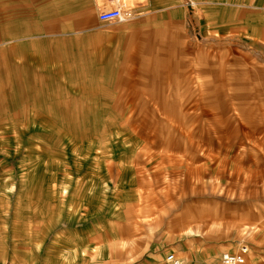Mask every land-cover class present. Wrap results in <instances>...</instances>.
Masks as SVG:
<instances>
[{
  "label": "rangeland",
  "instance_id": "374dc122",
  "mask_svg": "<svg viewBox=\"0 0 264 264\" xmlns=\"http://www.w3.org/2000/svg\"><path fill=\"white\" fill-rule=\"evenodd\" d=\"M262 3L223 8L251 32L138 42L70 0H0V264H217L242 245L264 264ZM187 207L205 216L171 225Z\"/></svg>",
  "mask_w": 264,
  "mask_h": 264
},
{
  "label": "crops",
  "instance_id": "0c3cea01",
  "mask_svg": "<svg viewBox=\"0 0 264 264\" xmlns=\"http://www.w3.org/2000/svg\"><path fill=\"white\" fill-rule=\"evenodd\" d=\"M75 5V16L88 15L95 18L97 22H103L99 19L101 11L120 7L131 15L132 24H128L125 29L129 36L136 39L142 34V38L138 42H148L146 39L150 33H154L159 29L156 26L163 24H184L189 25L192 22L198 29L204 33L214 31L217 33H241L253 31L254 20L252 15H226L223 8L247 10L251 6L264 4V0H116L112 3L109 0H85L86 12H77V0H70ZM264 16V14H262ZM127 21V20H126ZM125 22V21H122ZM264 25V20L262 21ZM78 29V28H77ZM161 29L160 31H163ZM69 33L87 32L94 33L93 29L85 30H69ZM20 36H24L23 34ZM8 37V36H7ZM128 37V36H127ZM128 39H133L129 37ZM135 41V40H134ZM129 47V45H127ZM137 48H150L152 45H135ZM159 73V69L154 71ZM171 225H177L176 223ZM173 251V250H171ZM170 252V251H169ZM175 252V251H173ZM176 253V252H175ZM215 258L218 250L215 248L211 252ZM220 260V258H219ZM218 260V262H219ZM185 261V260H184ZM217 262V264H218ZM186 264H211L203 261L201 263L190 259ZM164 264L165 260H164Z\"/></svg>",
  "mask_w": 264,
  "mask_h": 264
},
{
  "label": "built area",
  "instance_id": "2783aa9c",
  "mask_svg": "<svg viewBox=\"0 0 264 264\" xmlns=\"http://www.w3.org/2000/svg\"><path fill=\"white\" fill-rule=\"evenodd\" d=\"M109 2H116V0H109ZM131 18L128 12H125L120 7H114L101 11L99 19L103 22H122ZM248 253V246L242 245L236 252L226 251L223 252L218 264H245L246 254ZM166 264H186L185 261L177 256L173 251L166 254Z\"/></svg>",
  "mask_w": 264,
  "mask_h": 264
},
{
  "label": "bare ground",
  "instance_id": "6f19581e",
  "mask_svg": "<svg viewBox=\"0 0 264 264\" xmlns=\"http://www.w3.org/2000/svg\"><path fill=\"white\" fill-rule=\"evenodd\" d=\"M146 206H148V205H146ZM144 209L143 210L140 209V213L141 212L148 213L149 211L153 210L150 207L146 208V210H144ZM140 216H141V214H140ZM204 216H205L204 212H197L194 209H192L191 207H187V209L185 210V213H184V217H177V219L175 221L173 220V221H170V222H173V223H176V224H188V223H190L192 221L193 222H197L199 220H202ZM144 217H148V215H144ZM163 218H164L163 215H160L159 217L157 216V218H155V221L163 220ZM213 260H214V258H213Z\"/></svg>",
  "mask_w": 264,
  "mask_h": 264
}]
</instances>
